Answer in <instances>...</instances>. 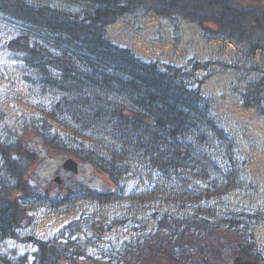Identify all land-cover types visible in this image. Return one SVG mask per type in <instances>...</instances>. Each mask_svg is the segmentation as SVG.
<instances>
[{
  "label": "rangeland",
  "instance_id": "rangeland-1",
  "mask_svg": "<svg viewBox=\"0 0 264 264\" xmlns=\"http://www.w3.org/2000/svg\"><path fill=\"white\" fill-rule=\"evenodd\" d=\"M23 1L80 19L93 11L90 0ZM143 3L106 28L108 40L145 63L181 69L184 82L208 99L210 116L232 139L233 149L214 138L209 157L215 168L193 164L169 175L147 158L129 155L122 164L126 173H117L112 182L91 160L107 158L114 140L66 111L63 94L26 64L20 24L0 13V143L22 149L28 187L18 195L27 220L16 238L0 243V257L24 256L32 263L38 242L70 238L97 264H138L139 246V258H148L143 252L158 237L171 236L178 226L181 232L188 224L196 227L205 212L211 226H219V236L235 240L226 243L221 264H234L238 256L264 264V115L247 106L255 96L244 98L255 89L264 95V48L255 47L264 46V34L251 40L219 32L211 23L205 28L195 11L201 0H188L183 13L169 11L174 16L167 17L158 1ZM201 11L212 13L207 7ZM50 75L57 79V71ZM69 158L80 164L83 183L63 170ZM231 222L242 224L230 227ZM241 243L251 249L243 253Z\"/></svg>",
  "mask_w": 264,
  "mask_h": 264
},
{
  "label": "trees",
  "instance_id": "trees-1",
  "mask_svg": "<svg viewBox=\"0 0 264 264\" xmlns=\"http://www.w3.org/2000/svg\"><path fill=\"white\" fill-rule=\"evenodd\" d=\"M143 1L90 0L92 13L80 19L48 5L0 0V13L11 16L21 26L19 43L24 45L26 64L63 94L61 105L68 113L114 140L107 158L91 160L97 169L109 173L114 183L117 173H126L122 164L129 155L139 154L169 175L193 164L215 168L209 157L214 138L220 140L222 147L228 144L233 149L232 139L211 118L208 99L184 82L181 69H161L156 63H145L130 50L108 40L106 28L118 17L141 7ZM152 1L165 6L167 10L161 15L167 17L174 16L171 14L174 12L183 13L188 0ZM195 11L199 17L200 5ZM192 20L196 21L197 15ZM53 71H57L56 80L51 79ZM251 96L256 99L247 106L264 115L262 92L255 89L244 98ZM0 156L1 243L16 238V231L27 220L28 209L18 195L27 192L28 187L23 180L26 171L22 149L16 143H0ZM13 157L19 160L12 161ZM201 216L200 221L193 223L196 227L188 224L181 232L178 226L176 232L163 238L158 254L147 249L143 255L148 260L163 258L167 264H221L226 243L233 245L235 240L219 236V226L208 222L209 213L203 212ZM240 224L231 222L230 227ZM236 238L239 241L242 236ZM38 247L32 263L23 256L0 257V264H81V259L97 264L70 238L65 242L41 241ZM165 250L167 253L163 255Z\"/></svg>",
  "mask_w": 264,
  "mask_h": 264
},
{
  "label": "flooded vegetation",
  "instance_id": "flooded-vegetation-1",
  "mask_svg": "<svg viewBox=\"0 0 264 264\" xmlns=\"http://www.w3.org/2000/svg\"><path fill=\"white\" fill-rule=\"evenodd\" d=\"M200 10L208 8L212 10L211 14H205L204 11L199 12L202 18V26L207 28V23H211L210 26L219 32L234 33L235 35L242 34L246 38L254 40V34L262 33L264 34V0H201ZM206 25V26H205ZM255 45L257 48H264L260 46L259 43ZM254 47V48H255ZM57 183V182H56ZM107 192H102L101 194H106ZM161 237L156 239L155 247H151L152 253L154 255L160 252ZM234 244V243H233ZM251 246L245 243L244 252L249 251ZM141 252V247L139 246L137 252V263L145 264H160L164 261L163 258L148 260V258L141 260L139 258ZM167 251H162L165 255ZM245 259L256 262L246 256ZM243 257V258H244ZM222 259V257L220 258ZM221 261V260H220Z\"/></svg>",
  "mask_w": 264,
  "mask_h": 264
},
{
  "label": "water",
  "instance_id": "water-1",
  "mask_svg": "<svg viewBox=\"0 0 264 264\" xmlns=\"http://www.w3.org/2000/svg\"><path fill=\"white\" fill-rule=\"evenodd\" d=\"M63 170L69 174H72L80 183L85 181V176L80 173V164L72 158L67 159L63 164ZM55 181L61 185L62 180L60 177H57ZM245 243H241L238 245V249L240 251H244ZM234 264H258L257 262H253L247 260L241 256H238L234 260Z\"/></svg>",
  "mask_w": 264,
  "mask_h": 264
}]
</instances>
